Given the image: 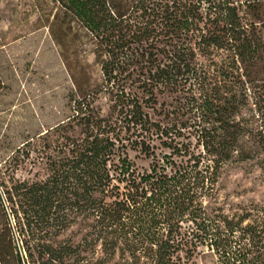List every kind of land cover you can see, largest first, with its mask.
I'll return each instance as SVG.
<instances>
[{"label": "trees", "instance_id": "obj_1", "mask_svg": "<svg viewBox=\"0 0 264 264\" xmlns=\"http://www.w3.org/2000/svg\"><path fill=\"white\" fill-rule=\"evenodd\" d=\"M59 3L95 41L101 83L74 79L71 114L0 168V264H189L205 248L216 264H264V200L215 204L226 164L264 181V0ZM163 96L194 143L157 157L149 140L175 124L146 109ZM26 164L38 170L18 177ZM74 227L79 240L61 237Z\"/></svg>", "mask_w": 264, "mask_h": 264}, {"label": "rangeland", "instance_id": "obj_2", "mask_svg": "<svg viewBox=\"0 0 264 264\" xmlns=\"http://www.w3.org/2000/svg\"><path fill=\"white\" fill-rule=\"evenodd\" d=\"M111 1L123 6L130 0ZM95 51L90 33L59 0H0V168L10 161L16 148L71 114L74 79L81 89L94 90L99 86L101 73ZM214 59L218 60V56ZM107 101L100 94L94 103L104 115ZM170 101L171 97H159L154 110L146 109L161 125L175 124L167 130L168 134L149 140L151 151L157 157L171 153L174 146L194 143L187 130H179L177 119L164 117L160 112ZM129 157L141 171L149 167L152 155L146 156L137 149L130 150ZM35 170L38 168L26 164L17 170V175L32 177ZM217 188L215 204L224 211L264 200V181L251 162L224 165ZM207 204L215 206L211 202ZM10 230L18 248L11 222ZM75 230L74 227L61 237L70 236L77 241L80 235L73 233ZM189 264H216V261L205 248Z\"/></svg>", "mask_w": 264, "mask_h": 264}]
</instances>
